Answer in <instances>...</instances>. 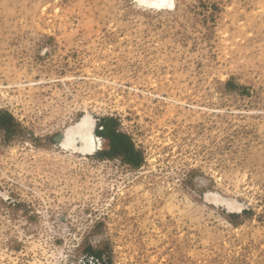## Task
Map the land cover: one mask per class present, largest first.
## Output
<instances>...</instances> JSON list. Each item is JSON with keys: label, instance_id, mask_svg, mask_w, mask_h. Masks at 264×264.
<instances>
[{"label": "rangeland", "instance_id": "obj_1", "mask_svg": "<svg viewBox=\"0 0 264 264\" xmlns=\"http://www.w3.org/2000/svg\"><path fill=\"white\" fill-rule=\"evenodd\" d=\"M0 264H264V0H0Z\"/></svg>", "mask_w": 264, "mask_h": 264}, {"label": "bare ground", "instance_id": "obj_2", "mask_svg": "<svg viewBox=\"0 0 264 264\" xmlns=\"http://www.w3.org/2000/svg\"><path fill=\"white\" fill-rule=\"evenodd\" d=\"M157 8H171L174 0H140ZM95 123L85 115L78 119L70 129L58 134L56 139L61 146L75 152L93 154L102 146V137L94 133Z\"/></svg>", "mask_w": 264, "mask_h": 264}, {"label": "trees", "instance_id": "obj_3", "mask_svg": "<svg viewBox=\"0 0 264 264\" xmlns=\"http://www.w3.org/2000/svg\"><path fill=\"white\" fill-rule=\"evenodd\" d=\"M6 117L11 119V115L5 113ZM116 121L113 117H104L100 120L97 133L108 141V148L105 155L121 156L124 161L134 167L140 165L142 155L139 150L134 147L131 137L117 129Z\"/></svg>", "mask_w": 264, "mask_h": 264}, {"label": "crops", "instance_id": "obj_4", "mask_svg": "<svg viewBox=\"0 0 264 264\" xmlns=\"http://www.w3.org/2000/svg\"><path fill=\"white\" fill-rule=\"evenodd\" d=\"M107 141V140H106ZM107 144H108V141H107ZM107 148H108V145H107Z\"/></svg>", "mask_w": 264, "mask_h": 264}]
</instances>
